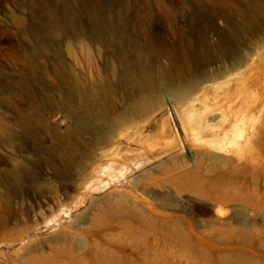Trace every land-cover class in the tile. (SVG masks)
<instances>
[{
    "label": "rangeland",
    "instance_id": "obj_1",
    "mask_svg": "<svg viewBox=\"0 0 264 264\" xmlns=\"http://www.w3.org/2000/svg\"><path fill=\"white\" fill-rule=\"evenodd\" d=\"M246 11L256 19V28L249 33L244 27ZM50 12L67 13L86 34L112 24L127 39L144 32L157 44L163 39L175 42L183 28V42L186 38L194 50L204 35L211 44L221 37L237 40L249 63L244 74L254 82L246 104V114L254 117L246 127L252 142L247 138L236 142L233 136L242 122L240 105L222 123L227 130L220 135L222 149H218L196 143L184 131L173 104L166 102L147 120L128 122L122 132L138 130L143 142L160 132L161 122L171 113L170 126L179 144L171 151L176 152L153 156L146 146L118 138L112 154L107 155V146L101 144L83 167L66 177L73 164L56 168L36 150L35 138L21 133L19 119L36 123L37 139L45 148L64 152L67 145L59 142V136L65 139L72 120L60 103L61 91L74 81L115 83L116 77L106 66L108 55L102 45L91 44L87 37L81 41L51 32ZM60 60L71 71L68 80L56 72ZM169 63L164 59L165 65ZM222 66L218 61L207 69ZM192 69L196 75L204 68ZM201 97L195 108L201 107ZM113 100L122 106L118 93ZM224 101L219 106L224 102L223 108H230L232 100ZM262 102L264 0H0V182L11 184V192L0 196V264H264ZM210 113L207 119L218 117L215 111ZM8 133L17 135L19 143L8 144ZM90 136L71 139L86 143ZM165 139L173 141L172 136ZM137 148L152 157L144 160ZM125 150L130 152H123L125 159L117 157L116 152ZM19 159L27 161L32 176L12 184L9 170ZM98 181L101 187L98 183L94 187ZM90 182L93 187L87 186Z\"/></svg>",
    "mask_w": 264,
    "mask_h": 264
},
{
    "label": "bare ground",
    "instance_id": "obj_2",
    "mask_svg": "<svg viewBox=\"0 0 264 264\" xmlns=\"http://www.w3.org/2000/svg\"><path fill=\"white\" fill-rule=\"evenodd\" d=\"M246 14L248 16L247 26L244 27L245 30L247 28L246 32L249 33L252 32L254 28H256V19L250 14L249 11H246ZM47 26L51 27V32L53 33L55 30L56 33L60 31L64 35H70L72 38H75V40L77 39L81 41L83 38L87 37L91 44L102 45V48L108 55L105 60L106 66L116 77L115 83L112 81H97L92 84H87L78 81H72V85L69 86L65 84L67 85L66 87L64 86L65 89H61L62 99L60 100V103L63 105V107H65L67 115L70 116L72 120V124L69 126L67 131L68 134H65V139L62 140V136H59V142H63L67 145V150L64 152L57 151L53 148H45L43 144H41L40 140L37 139L38 130L36 123L32 122V120L27 117H20L19 124L21 133L34 137L37 146V148L35 147L36 150L42 151V153L46 154L47 158L56 168H59L60 165L65 163L73 164L72 172L64 173L66 174V177L70 178L73 174V171L79 170L81 167H83L87 157L91 156V151L101 144H105L107 146L106 149L104 148L107 155L112 154L115 150L113 145L117 144L115 140L118 138L120 142H124L126 139H129L133 143L146 146L153 156H160L167 152H176L175 150H177L176 148L179 147V144L177 143V134L173 132L172 127L170 126L171 113H169V116L163 119L161 122L160 132L153 138H145L143 142L142 134L138 130L135 132L133 131L134 133L131 130L127 133L122 132V129H124L123 126L128 122L141 119L147 120L151 115L165 108L166 102L173 104L174 111L181 122L184 131L187 134L193 136L196 143L200 144L201 146L218 149H222V147H220V135L225 133L224 130L226 129V126L222 127V123L228 120L230 117L229 114L232 112V110L238 108V105H240L238 112H240L239 116L242 119V122L237 129L233 130V136L235 137L236 142H238L239 138H243V140L247 138L246 136L248 135L247 133L249 132V129L247 132L246 127H248L247 124L252 113L250 114L249 112L246 114V104L250 101L252 96L251 88L254 85V82L252 79L250 80L246 77L247 73L244 74L245 70L243 69L244 67L247 69L249 63L247 57L241 53V44L237 40L232 42L231 40L221 37L216 44H211L208 41L209 39L207 35H204L200 38L194 50V48L191 46L192 44L188 42L186 38L183 42V28H179L178 39L175 42L169 43L163 39L157 44L151 41L148 36L144 34V32H137V34L135 32V37L131 35L132 38L130 37L127 39L126 35H124L121 30H118L119 28L113 26L112 24H104L101 26L99 31L92 29L88 34H86L84 32L85 29L83 30L75 27L74 20L69 15H67V13L63 14V16H60L57 14V12H50V18H48ZM135 30H137V28H135ZM141 39L144 40V43H141ZM39 50L44 52V45L39 46ZM164 59L169 60L170 63L165 65ZM218 61L223 62V66L221 68L215 69L213 71L207 69L209 66ZM58 64L59 65L56 68V72L62 79L68 80V78H70L69 76L71 71L67 70V67L63 61H58ZM193 65H197L204 69L199 70L195 75L193 74ZM115 66L117 67V72L115 71ZM248 70L250 71V69ZM81 93L84 95L82 96ZM116 93L120 95L122 100V106L120 107L117 106L113 100V96ZM200 96H203L201 97V99L203 98V101L201 107L199 106L200 108L198 109L195 108L194 103L195 101L199 100ZM225 99L232 100L230 108H223V104L226 102L224 101ZM221 101L224 102L221 106H219L218 103ZM262 104L264 103L262 102ZM263 109H261V111ZM216 110H221V113L217 112ZM213 111H215L218 117H209L207 119L209 113ZM215 113L213 114L215 115ZM210 114L212 115V113ZM218 118H220V121ZM217 119L218 121H216ZM250 120H253L254 122V117L252 119L250 118ZM213 121L216 122L214 123ZM253 124L256 126V123ZM251 134L249 135L252 136ZM84 135H91V139L86 143L78 141L74 142L71 139L80 136L82 137ZM171 136L173 139L172 142L165 139V137ZM5 139L10 145H16L19 143V138L15 134H9ZM248 140L250 139L247 138L246 141ZM229 143L230 144H228V147L232 148V141ZM16 148H14V150ZM137 149L140 151V153H142L141 156H143L144 160H148L152 157L150 154L144 151V149ZM172 149L175 150L171 151ZM128 151H118L116 152V155L117 157H120V159H125L123 152L130 154ZM24 152H28V150H25ZM19 153H22V151H19ZM138 156L139 155L137 154V158H139ZM114 161L117 160L115 159ZM136 161H140V159H136ZM136 161L135 164H137ZM129 165L130 164H128V166ZM106 168L107 167H105V170ZM127 168L129 169V167H126V169ZM105 170L103 169V171ZM125 170L121 172H125ZM96 171L99 170L97 169ZM89 172H91V170ZM107 173H109V170ZM114 173L116 172L114 171ZM90 174L87 176L89 177ZM31 176L32 169L25 159L17 160L9 170V179L12 184L20 183ZM84 177L85 176H83V178ZM96 177L98 178L97 180H100L98 176ZM100 177L103 178L102 175ZM102 181L105 182L104 180H101V182ZM106 181L108 182V180ZM91 182L90 185L87 186L93 187ZM99 182L100 181L95 182L94 187H96V184H99ZM103 182L101 184H103ZM10 185V183L0 182V196L9 194ZM79 186L80 183L78 184V187ZM99 189L100 188L97 190ZM87 191L89 190H86V192ZM71 199L73 200V198ZM56 214L58 213L56 212ZM53 216L58 217V215L55 214Z\"/></svg>",
    "mask_w": 264,
    "mask_h": 264
}]
</instances>
